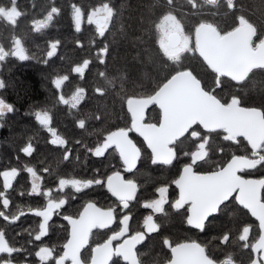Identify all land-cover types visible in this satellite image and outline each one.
Wrapping results in <instances>:
<instances>
[{"label":"snow or ice","instance_id":"1","mask_svg":"<svg viewBox=\"0 0 264 264\" xmlns=\"http://www.w3.org/2000/svg\"><path fill=\"white\" fill-rule=\"evenodd\" d=\"M11 2V7L0 6V18L15 25L21 13L17 11L16 0ZM185 2L194 10V15L202 14L201 3H198V0H185ZM220 3L221 0H202V4L213 7H219ZM223 3L229 11L237 7L236 0H223ZM157 4H160V0H157ZM161 7L166 10L152 23L150 32L154 30L160 53L176 65L177 69L183 68L181 61L185 54L198 53L207 67L215 73L217 87L220 86L223 77L230 78L239 85L247 83L254 70H264V38L258 36L257 27L244 14L235 17L234 26L230 30H224L215 22L201 19L192 25L191 33H186L185 23L174 14L175 0H164ZM58 13L59 9L52 7L43 20L33 21L34 29L39 32L47 28ZM115 16L116 11L110 2H102L87 13V23L94 24L97 35L104 37ZM72 19L76 31L79 32L85 19V12L75 4L72 5ZM58 44L59 41L51 43V50L47 52L48 57L54 56ZM108 53L107 44L99 49L98 60L101 64L105 63ZM8 56L17 57L20 61L31 58L26 54L20 39L14 40L10 51H5L0 46V61H4ZM89 64L90 60L85 59L73 71L83 77ZM99 76L105 79V87H97L94 91L104 95L106 88L114 87V81L108 79L104 72H100ZM121 79L123 80V77ZM67 80L68 76L57 77L54 84L59 89ZM4 86V82L0 81V88ZM120 87L123 89V83ZM84 96L85 89L77 88L70 99H65L61 95L60 101L77 108ZM124 102L131 115V127H120L108 132L94 149L88 151L95 157H103L109 149H112L118 153L123 170L132 172L142 155L141 149L129 136L130 132H135L143 137L147 148L151 150L153 165L171 166L174 160L180 159V154L187 157L190 162L183 164L178 179L173 181L179 189V196L171 203L172 209L177 212L183 209L186 213V224L204 231L206 223L215 219L214 214L221 213L224 207H227L226 202L234 198L236 203L247 209L251 216L259 221V237L255 243H247L251 225L242 227L238 240L245 242L244 248L250 247L253 252L260 254L257 259L251 261V264H264V178L252 179L244 175L250 170L257 169L258 166L264 167V107L242 106L241 98L235 94L231 95L230 100H222L213 91L206 90L201 79L187 69L176 70L170 78H166L165 82L157 85L153 94L142 97L127 96ZM150 105H157L160 110L158 123L144 122L145 111ZM11 111H13L12 105L0 98V118ZM35 118L42 126L48 128L53 136H56L55 129L50 127V116L47 111L36 112ZM78 126L81 129L85 128L86 118L79 119ZM193 126L207 130L209 134L221 131L224 134V141L233 142L248 152L249 149L241 145L242 137L247 142V146H250V154H231L230 159L216 163L211 159L216 146L211 143L209 136L203 135ZM188 141L195 145V150L183 151L182 146ZM51 143L64 145L65 141L57 138ZM66 151L69 154H66L64 159H69L70 150ZM23 152L30 155L31 145L25 147ZM203 165L211 166L212 170H197ZM24 170L35 178L32 193L49 197L46 207L34 213L42 218L38 225V234L35 235V240L40 241L49 231V221L52 216L59 214L66 200L63 198L54 200L49 192L38 193V185L35 181L40 177L37 176L36 170L32 167H26ZM17 174L18 170L15 167L0 173L3 176L4 189L11 187V181ZM104 184L105 181L101 179L59 180L61 189L70 186L75 193H83L93 185L104 186ZM106 187L123 209H129L130 202L136 199L137 183L133 179H125L119 170L112 171L106 176ZM156 192L159 193V197L143 206L151 209L154 214L167 216L165 205L169 204L168 187L160 186ZM7 196L6 192L0 191V208L4 210L9 209L10 205ZM17 208L19 210L21 206L18 205ZM117 212L116 208L104 209L94 202H88L83 206L78 218L65 215L63 218L70 225V238L63 246L65 249L63 255L55 260V264H64L66 260H71V264H82L81 249L88 244L93 229L109 228L116 221ZM20 214L23 215V212L21 211ZM0 218L6 223H14L19 217L16 215L10 217L6 211H0ZM130 219V214H123L119 220V231L114 232L105 243L97 244L91 249L90 264H109L113 256L122 257L125 264H142L136 251L137 245L144 241L147 234L157 232L160 225L155 221L154 216L149 214L144 218V231L130 234ZM121 238H124L123 242L118 243L113 249L112 242ZM230 240V231L224 232L220 237L221 245H227ZM163 244L171 251L168 264H234L231 253L225 259L217 260L205 246L195 241L172 246L165 238ZM22 251L25 249L10 246L6 240V232L0 230V254H4L0 255V264H12L13 254ZM53 251L54 249L41 247L35 255L43 264L44 261L53 258Z\"/></svg>","mask_w":264,"mask_h":264},{"label":"trees","instance_id":"2","mask_svg":"<svg viewBox=\"0 0 264 264\" xmlns=\"http://www.w3.org/2000/svg\"><path fill=\"white\" fill-rule=\"evenodd\" d=\"M102 2H110L116 16L105 36L99 37L95 25L87 23V13ZM163 3V0H160V4H157V0H39L37 5L27 10L22 25L17 22L12 25L0 18V46L10 51L14 40L20 39L26 54L31 57L20 61L17 57L8 56L0 62V81L5 85L0 88V98L13 108V111L5 114L1 126L0 169L5 168V155L9 165L18 163L19 148L31 142L36 145V153L31 159L44 176L55 175L57 179H97L100 169L107 164L104 160L118 159L119 156L110 149L103 157H95L88 149H94L108 132L120 127H131V115L124 102L127 96L153 94L157 85L165 82L176 70L192 71L201 79L206 90L213 91L222 100H230L231 95L235 94L241 98L242 106L264 107V75L257 73L259 70L250 74L247 83L238 85L224 77L217 87L215 73L199 54H185L181 61L182 69H177L176 65L163 57L154 30L150 32L152 23L166 10L161 7ZM73 4L85 12L79 32L72 19ZM0 6H3L1 2ZM3 7L11 6L6 4ZM52 7L58 8L59 13L47 28L37 32L31 22L43 20ZM240 13L257 27L258 36L264 37V0H247ZM56 41H59L56 53L48 57L50 45ZM105 44L109 47V53L105 63L101 64L98 53ZM85 59L90 60V64L81 77L73 69ZM100 72L114 81V87L106 88L104 95L94 91L97 87H105V79L99 76ZM62 76H68V80L58 89L54 81ZM77 88L85 89L84 99L77 108L60 101L61 95L70 99ZM44 111L48 112L50 127L55 129L57 138L65 141L64 145L52 144V133L36 120L35 113ZM82 118H86V127L83 129L78 126ZM159 119L160 110L157 105H152L147 111V120L158 122ZM205 133L209 138L211 136V143L216 146V163L223 159L218 153L223 154L226 150H230L231 154H250V146L242 137L241 145L246 146L248 152L233 142L224 141L221 131ZM131 134L134 136V132ZM142 144L144 153L138 166L146 165L147 159L151 158L150 150L143 141ZM182 148L193 151L195 145L188 141ZM66 150H70L69 159H64L69 154ZM197 170L209 171L212 167L203 165ZM88 191L91 192L92 188ZM243 218L244 213L241 212L233 215L223 213L217 217L214 225L206 227L205 237L228 228L233 241L227 245L231 244L233 250L240 248L237 237ZM227 245L218 242L215 246L208 245V248L219 255V249L223 251ZM233 252L239 254V251ZM157 260L159 258L154 253L152 263Z\"/></svg>","mask_w":264,"mask_h":264},{"label":"flooded vegetation","instance_id":"3","mask_svg":"<svg viewBox=\"0 0 264 264\" xmlns=\"http://www.w3.org/2000/svg\"><path fill=\"white\" fill-rule=\"evenodd\" d=\"M246 1L247 0H236V9L229 11L226 5L223 3V0H221L219 7L204 5L202 4V0H198V3H201L202 14L194 15V10L185 2V0H175L174 14L178 19L182 20V23L187 24V26L185 25L186 33L188 31L192 32V25L198 23L201 19L215 22L219 24L224 30H230L231 27L234 26L235 17L241 14V7L246 5ZM0 2L3 4V6L6 4L12 6L11 0H0ZM38 2L39 0H16L17 11L21 13V15L17 18V23L22 25L26 18L25 15L27 14V10L30 7L37 5ZM5 21L8 22L7 20ZM249 21L251 22L250 19ZM31 25L33 26V22H31ZM259 72L264 75V70H259L257 73ZM223 78H221V81ZM4 116L3 118H0V131H2L1 126ZM144 122L158 123L157 121H148L147 116ZM193 127L198 131H201L203 135H207V133H205L207 130H201L198 126ZM129 136L136 143L137 147L141 149V153L143 154L144 150L142 141L146 145L143 137L139 136V134L135 132L134 136L131 134V132L129 133ZM53 139H57V137L52 135L51 140ZM189 143L193 145L190 141ZM29 145L32 147V152L30 155L23 152V149ZM35 148L36 145L33 143H26L19 148L18 155L20 158L18 159V163L15 165H9L6 161L5 168L0 169V173L3 171H10L12 167L17 168L18 170V174L11 181V187L9 189L3 188V176L0 175V191L6 192L8 194L7 198L10 200L9 209L4 210L0 208V211H6L10 217L12 215L19 217L14 223H6L2 218H0V230L6 232V240L10 246H13L17 249H25V251L13 254L12 264H41L40 258L35 255V253L38 252L41 247L54 249L52 252L53 258L44 261L43 264H55V260L63 255L65 250L63 246L67 243V239L70 238V225L63 217L65 215H69L73 216L74 218H78L79 213L83 210V206L88 202H94L98 207L104 209L113 207L118 209V212L116 215V221L110 225L109 228L93 229L88 244L85 246V248L81 249L82 264H90L91 249L95 248L97 244L105 243L114 232L119 231V220L122 218L123 214H130L131 216V219L129 220L130 234H134L136 231H144V218L149 214H152L155 221L160 225V228L157 232L147 234L144 241L140 245H137L136 251L138 253V257L142 261V264H153L152 258L154 253L159 258L155 264H168V261L171 259V251L170 248L163 244V240L165 238L171 242L172 246H175L177 243L195 241L202 246H205L206 250H208L213 258L217 260L225 259L226 256L231 253L234 264H251V261L253 259H257L260 255L259 253L253 252L250 247L244 248L243 244L245 242L239 240L238 242L241 244L240 248H234L233 250L232 245L229 244L223 249V251L219 249V255L212 253L210 248H208V245H217V243L220 242V239L216 238H220L224 232H228L230 229L227 228L225 231H221L220 233L214 232L211 233L209 237H205L206 228L204 231H200L187 225L186 213L184 210L182 209L177 212L172 209L171 203L174 202L179 196V189L175 186L173 181L178 179L179 174L182 171L183 164L190 162L187 157H184L182 154H180L179 149L178 154H180V159L174 160L173 165L171 166H163L160 164L151 166L152 162L151 158L149 157L146 161V165L138 166V161L136 169H134L132 172H125L123 170L122 161L119 158L105 159L104 162L107 164L102 166L99 177L97 178L105 181L104 186L93 185L91 192H89L88 189H85L83 193H75L74 189H72L70 186L61 189L59 185L60 179H57L55 175L44 176L41 173V170L38 169L36 165H34V162L31 159L32 155L34 156L36 153ZM216 150L213 157H211L214 162L217 160ZM183 151H187L186 148H183ZM218 154L219 156H223L222 160L226 161L230 156L231 151L226 150L223 154ZM26 167L34 168L37 172V176L40 177L39 180L35 181L38 185V193L49 192L51 198L54 200H59L61 198L66 200L65 205L59 210V214H54L52 216V219L49 221V231L47 235L41 238L40 241L35 240V235L38 234V225L42 218L37 217L34 213L46 207L49 197L32 193V185L35 178H33L31 174L24 170ZM117 170L122 172V175L125 179H133L138 185L136 199L130 202L129 209H123L122 206L119 205L116 197L112 196L106 187V176L110 175L112 171ZM244 175L246 178L252 179L264 178V167L258 166L257 170L253 173L248 172ZM62 179L68 178L63 177ZM160 186L168 187L167 195L169 204L165 205L167 216L163 214H154L151 209L145 208L143 206L148 201L159 197V193L156 192V189ZM226 203L227 207H224L221 213L214 214L215 219H211L210 222H207L206 227L214 225L216 223L217 217L222 216L223 213L233 215L234 213L241 212L244 213V218L239 224L241 227L238 236L240 235L243 226L251 225V231L249 233V239L247 243H255L259 237V221L252 217L247 209H244L241 205L236 203L234 198H230V202ZM18 205L21 206L19 210L17 208ZM21 211L23 212V215L20 214ZM249 216L251 217V220L249 219ZM123 239L124 238H121L120 240H114L112 242L113 249L118 243H122ZM232 241L233 238H231L230 243ZM233 251H239V254L237 255ZM4 258H7L6 255ZM64 264H71V260H66ZM109 264H125V262L123 261L122 257L113 256L109 261Z\"/></svg>","mask_w":264,"mask_h":264},{"label":"rangeland","instance_id":"4","mask_svg":"<svg viewBox=\"0 0 264 264\" xmlns=\"http://www.w3.org/2000/svg\"><path fill=\"white\" fill-rule=\"evenodd\" d=\"M187 33H191V31H188ZM85 70H86V69H85ZM5 161H8L6 155H5ZM68 179L70 180V179H77V178H68ZM155 263H156V262H155ZM155 263H153V264H155Z\"/></svg>","mask_w":264,"mask_h":264},{"label":"water","instance_id":"5","mask_svg":"<svg viewBox=\"0 0 264 264\" xmlns=\"http://www.w3.org/2000/svg\"><path fill=\"white\" fill-rule=\"evenodd\" d=\"M152 105H150L147 109H146V111H145V118H144V120L146 119V116H147V111H148V109L151 107ZM135 143V142H134ZM146 143V142H145ZM147 145V144H146ZM255 218V217H254Z\"/></svg>","mask_w":264,"mask_h":264}]
</instances>
